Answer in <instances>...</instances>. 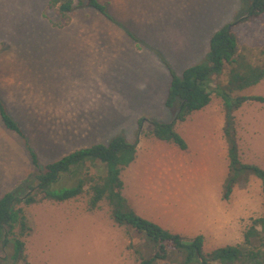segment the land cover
<instances>
[{
  "label": "rangeland",
  "instance_id": "374dc122",
  "mask_svg": "<svg viewBox=\"0 0 264 264\" xmlns=\"http://www.w3.org/2000/svg\"><path fill=\"white\" fill-rule=\"evenodd\" d=\"M101 1L113 20L92 7H82L74 11L68 25L59 26L60 15L48 8L49 0H0V97L25 131L43 169L76 149L109 143L118 135L131 141L145 138L151 121H170L173 113L166 98L172 72L180 75L202 62L214 32L244 16L251 3ZM237 35L242 45H262L264 14L241 24ZM228 73L226 68L212 77L215 104L224 105L216 91H224ZM231 94L264 95V79ZM234 112L241 160L264 168V103L248 101ZM212 114L211 105L197 110L177 130L196 146V140L183 131L210 122ZM140 120L144 121L141 128ZM17 139V149L10 140L11 144L0 141V154L6 160L0 167V195L22 178L13 173L36 171L24 140ZM146 151L141 147L139 154L154 169L142 170L140 163H131L122 172L123 193L139 214L186 238L204 234L206 251L243 243L252 217L264 212L259 177L249 174L241 179L230 198L224 199L223 185L208 192L190 174L163 169L162 157L155 164L154 148ZM20 158L23 170V163H16ZM16 166L23 172L14 171ZM103 168L100 161L87 162L79 174ZM88 198L84 193L26 207L32 226L26 237L28 264H138L135 247L143 237L118 225L106 201L89 210Z\"/></svg>",
  "mask_w": 264,
  "mask_h": 264
},
{
  "label": "trees",
  "instance_id": "16d2710c",
  "mask_svg": "<svg viewBox=\"0 0 264 264\" xmlns=\"http://www.w3.org/2000/svg\"><path fill=\"white\" fill-rule=\"evenodd\" d=\"M82 7H92L113 20L107 4L101 0L48 2V8H53L60 15L59 26L68 25L74 11ZM263 14L264 0H251L244 16L214 32L210 39V49L202 62L187 67L180 75L172 72L166 105L172 110L173 118L168 122L151 121L152 127L146 132L147 136L187 149L188 143L176 130V123L185 121L194 111L211 103L210 84L213 75H220L229 68L226 88L224 91H216L226 107L224 134L228 142L229 170L224 182V199H229L234 186L241 179L248 178L249 174L261 179L264 192V168L241 160L234 114L245 102L264 103V95L232 97L231 94L264 79V43L257 47L242 45L237 35L241 24L256 21ZM0 115L6 127L24 140L36 167V171L0 195V264H28L26 237L32 232L26 213L28 205L44 200L67 201L84 193L89 195V210L99 208L101 202L106 201L110 215L118 225L133 228L143 237V242L135 247L138 264H264V212L258 217H252L244 231L242 244H227L206 251L204 234L186 238L142 216L129 204L123 193L125 183L122 172L135 160L139 138L131 141L118 135L109 143L100 142L76 149L43 169L25 131L11 116L1 97ZM143 122L140 120V128ZM92 161L102 162L105 169L96 173L87 170L80 175L86 163Z\"/></svg>",
  "mask_w": 264,
  "mask_h": 264
},
{
  "label": "crops",
  "instance_id": "0c3cea01",
  "mask_svg": "<svg viewBox=\"0 0 264 264\" xmlns=\"http://www.w3.org/2000/svg\"><path fill=\"white\" fill-rule=\"evenodd\" d=\"M213 102H214V97L212 96L211 103L206 106V107L210 105L212 106L213 114H212V120L210 122H207V123L198 122L193 128L183 131V133H187V134H184L186 137L191 138V140L193 139L196 140V143H197L196 146H193L191 142H189V140L185 138L183 135L182 136L185 138V140L188 143L187 149H182L178 145L172 142H168V141L159 139L154 136L146 135L145 138L141 136L139 138L137 155H136L135 160L132 162L131 166L140 163V166H142V170L154 169L152 165L151 167H149V165L147 164L148 160H146V156L141 157L139 154V150L141 147L145 149L146 153H147L146 149L153 151V148H154V153L151 156L155 158V164L160 162L161 160L159 157H162L161 159H163V169H167L169 172L177 171L182 174H185V173L190 174L191 175L190 178L195 177L196 180H199L198 186L206 187L208 192H212L213 190H216L217 188H222V185H223V190H224V182H225L224 179L228 174L227 173L228 170L225 167L224 161L225 159H227L226 160L227 165L229 161L228 142L224 134L226 107H225L224 101H223L224 105L215 104ZM240 107H242V105ZM204 109L205 107L198 111L202 112ZM192 116H193V113L190 114L185 121L177 122L176 130L178 129L180 124L182 123L188 124V122L192 120L193 118ZM236 126H237V120H236ZM17 136L21 140H23L18 135V133L6 127L0 115V141L9 142L10 140L15 146V148L17 149V147L19 146ZM164 141L167 143H164ZM17 151L19 154H24V152H22V149H19ZM225 155L227 156V158L225 157ZM4 160H5V157L0 154V167L2 163L5 164ZM23 160L24 159L22 158L16 160V163H19L21 166L23 163L22 170L24 168ZM216 161H219V165L216 164ZM3 169L6 170L7 165L3 166ZM14 169H15L14 171L16 172L18 171L17 166ZM18 172H23V171L19 170ZM31 173L32 172L13 173L12 175L15 177H22L19 180L21 181L22 179H24ZM194 173H197V174H194ZM5 175L10 176V173L9 174L5 173Z\"/></svg>",
  "mask_w": 264,
  "mask_h": 264
}]
</instances>
